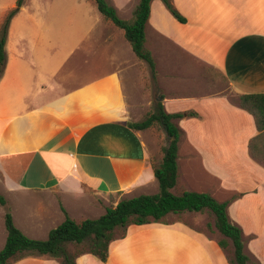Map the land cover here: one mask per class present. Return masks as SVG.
Masks as SVG:
<instances>
[{"label":"crops","instance_id":"crops-1","mask_svg":"<svg viewBox=\"0 0 264 264\" xmlns=\"http://www.w3.org/2000/svg\"><path fill=\"white\" fill-rule=\"evenodd\" d=\"M130 1L108 3L118 16L132 17L139 0ZM172 4L185 23L152 0L144 28L164 111L197 115L174 121L182 134L170 192L208 193L218 202L229 201L228 217L242 229L243 215L264 211V165L248 150L259 132L250 114L211 90L216 88L212 77L221 75L235 95L264 93V0ZM89 39L96 48L75 50L73 72L57 80L60 68L46 72L48 83L28 88L26 106L0 114L5 202L0 204V250L7 237L6 211L26 237L45 240L64 221V212L80 223L89 212L96 219L123 199L158 193L146 141L128 127L139 108L141 72L147 66L135 57L123 31L98 10L78 41ZM206 212L170 213L159 223L116 230L114 235L122 231L123 237L110 243L105 262L84 253L74 263L230 264L218 241L189 224ZM8 264H60V259L21 253Z\"/></svg>","mask_w":264,"mask_h":264},{"label":"trees","instance_id":"trees-1","mask_svg":"<svg viewBox=\"0 0 264 264\" xmlns=\"http://www.w3.org/2000/svg\"><path fill=\"white\" fill-rule=\"evenodd\" d=\"M24 0H16L15 8L8 11L0 29V76L5 65L4 43L7 26ZM96 9L105 21L110 22L123 31L125 40L129 43L135 57L144 62L150 71L152 80H156L155 63L151 53L145 48L144 28L150 14L152 0H139L133 10L130 20L120 19L115 9L106 0H92ZM173 18L179 23L185 19L177 12L172 0H160ZM240 109L253 117L255 127L259 134L252 138L248 145L249 154L253 160L264 165V93L237 95L230 98ZM194 112L169 114L163 109L160 102L154 103V110L144 120L128 124L134 131H142L158 124L166 135V145L162 148V158L158 166L153 167L154 178L158 184V193L154 195H140L138 197L123 199L113 208H106L103 215L96 219H86L77 223L65 214L64 221L48 233L45 240H34L26 237L18 230L9 212L4 215V225L7 237L0 250V264L21 253L30 255H47L60 259V264H75L74 259L81 254L88 253L105 262L110 243L114 240L116 230L125 229L129 225H147L159 223L172 213L204 212L207 210L214 218L215 229L224 236L219 240L221 249L228 247L227 239L233 249L230 264H249L250 259L245 254L242 230L233 224L227 214L229 201L218 202L208 193L182 192L173 195L170 190L177 180V150L182 134L181 129L174 123L175 120L196 117ZM0 204L5 205L0 196ZM123 237V235H122ZM68 245L76 250L71 253ZM87 245V250H77Z\"/></svg>","mask_w":264,"mask_h":264},{"label":"rangeland","instance_id":"rangeland-1","mask_svg":"<svg viewBox=\"0 0 264 264\" xmlns=\"http://www.w3.org/2000/svg\"><path fill=\"white\" fill-rule=\"evenodd\" d=\"M15 1L0 0V29L8 11L15 8ZM115 1H117L114 3L116 6L132 2L130 0ZM137 2L135 0V3ZM93 12L97 13V10L92 0L23 1L22 6L10 20L5 35L3 48L5 65L0 76V114L4 108L11 111L15 107L26 106L28 100L25 95L28 88L31 89L33 85L38 83H48L46 72L60 68L59 73L54 77L56 80L73 72L77 57L75 50L78 47L92 46L96 48L93 39L82 44L79 43L81 34L88 27ZM118 17L127 21L131 19V16H127L123 12H120ZM70 53L71 55H69ZM145 70L143 73L141 72L140 78L141 99L137 101L139 108L130 117L128 124L144 120L153 112L154 103L161 96L157 78L155 81L152 80L149 69L146 68ZM212 78L216 80V88H212V91L218 90L229 99L237 96L221 75H213ZM17 81L21 83L14 86ZM136 132L140 133L146 141L153 167L158 166L162 158V148L166 145V135L163 129L160 125L154 124L148 129ZM256 203L257 200L253 201L252 205ZM87 215L88 219L97 217L92 212ZM242 220L243 227L241 230L245 254L251 258L249 264H258L252 258H254L253 253L256 252L264 258V211L260 215H243ZM189 224L195 230L206 233L216 241L224 239V236L215 229L214 218L209 212L204 213L200 219L189 222ZM122 235V231H117L114 239L121 238ZM227 242L228 247L224 249V252L227 258L231 260L233 249L228 239ZM67 248L71 253L76 250L72 245ZM81 249L87 250L88 246L83 245L77 248V250Z\"/></svg>","mask_w":264,"mask_h":264},{"label":"water","instance_id":"water-1","mask_svg":"<svg viewBox=\"0 0 264 264\" xmlns=\"http://www.w3.org/2000/svg\"><path fill=\"white\" fill-rule=\"evenodd\" d=\"M160 100H161V98L159 97V98H158V101H160Z\"/></svg>","mask_w":264,"mask_h":264}]
</instances>
